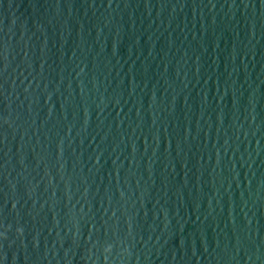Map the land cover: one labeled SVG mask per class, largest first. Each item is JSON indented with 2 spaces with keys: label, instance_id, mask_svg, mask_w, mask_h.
Wrapping results in <instances>:
<instances>
[{
  "label": "water",
  "instance_id": "obj_1",
  "mask_svg": "<svg viewBox=\"0 0 264 264\" xmlns=\"http://www.w3.org/2000/svg\"><path fill=\"white\" fill-rule=\"evenodd\" d=\"M0 264H264V0H0Z\"/></svg>",
  "mask_w": 264,
  "mask_h": 264
}]
</instances>
